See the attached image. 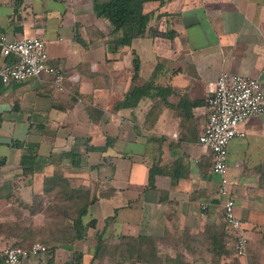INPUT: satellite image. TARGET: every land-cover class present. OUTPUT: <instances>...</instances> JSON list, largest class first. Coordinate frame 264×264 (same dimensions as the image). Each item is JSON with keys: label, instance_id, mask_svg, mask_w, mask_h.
<instances>
[{"label": "crops", "instance_id": "1", "mask_svg": "<svg viewBox=\"0 0 264 264\" xmlns=\"http://www.w3.org/2000/svg\"><path fill=\"white\" fill-rule=\"evenodd\" d=\"M93 5L0 0V33L9 40L42 38L49 63L64 75L62 90L48 75L6 85L0 79V187L41 193L58 154L77 148L86 170L65 175L98 182L87 217L105 236L198 233L221 222L219 177L210 150L198 143L209 114L207 84L222 72L264 81V0L148 2L145 34L128 46L116 44L119 34ZM239 128L244 136L227 148V178L236 214L255 241L264 227V115ZM27 152L44 164L31 175L19 167ZM93 164L99 167L92 171ZM9 206L0 199V211ZM9 243L0 235V253ZM94 245L90 233L19 264H110L90 263Z\"/></svg>", "mask_w": 264, "mask_h": 264}, {"label": "trees", "instance_id": "2", "mask_svg": "<svg viewBox=\"0 0 264 264\" xmlns=\"http://www.w3.org/2000/svg\"><path fill=\"white\" fill-rule=\"evenodd\" d=\"M163 3L164 0H94V11L107 20L111 32L117 35L116 44L128 46L132 40L145 34L150 12H145L148 2ZM138 69L136 68V71ZM2 116L0 114V123ZM17 148L20 142H14ZM87 151L97 152L98 146H88ZM61 165L53 174L43 179L42 192L23 195L21 189L0 187V199H6L9 207L0 211V235L12 245L40 242L53 253L59 245L73 244L94 234L95 245L90 263L110 260V264H261L264 255V227L261 237L248 239L246 256L240 258L234 251L235 236L223 221L205 227L198 233L184 231L181 234H164L160 237L144 235L104 234L96 229V220L88 219L90 205L99 195L98 185L89 183L74 187L64 169L82 166L77 148L58 154ZM5 158L0 156V166ZM44 164L36 160L31 152L20 156L19 167L23 174L31 175ZM64 166V167H63ZM96 169L99 164H93ZM157 171L150 169L148 183L152 184ZM56 210L52 215L51 212ZM28 244V245H29ZM27 246V245H25ZM167 250H164V248ZM188 255H191L190 257ZM2 264V251L0 253Z\"/></svg>", "mask_w": 264, "mask_h": 264}, {"label": "built area", "instance_id": "3", "mask_svg": "<svg viewBox=\"0 0 264 264\" xmlns=\"http://www.w3.org/2000/svg\"><path fill=\"white\" fill-rule=\"evenodd\" d=\"M0 54L4 58L0 65L3 84L48 75L58 90L63 89L64 75L60 68L49 63L42 38L31 36L9 40L0 33ZM207 104L208 119L198 143L211 152V171L219 177L217 193L222 199V219L235 236L233 248L236 255L244 258L248 237L236 214L227 178V148L232 139L244 136L239 128L242 123L252 116L264 115V81L222 72L215 81L207 84ZM205 207V203L201 204V208ZM47 253L48 246L40 242L27 246L8 244L2 249V264H19L30 257H41Z\"/></svg>", "mask_w": 264, "mask_h": 264}, {"label": "rangeland", "instance_id": "4", "mask_svg": "<svg viewBox=\"0 0 264 264\" xmlns=\"http://www.w3.org/2000/svg\"><path fill=\"white\" fill-rule=\"evenodd\" d=\"M28 35H30V34H28ZM55 165L60 166V165H61V161L55 163ZM64 166L67 167V168L64 169V171L67 172L68 170H71V171L75 172V174H83L81 170H86L85 168H82V167H80V166L77 167V168L69 167V166H67L66 164H65ZM64 166H63V167H64ZM87 171H88V170H87ZM92 171H93V169H92ZM79 176H80V175H77V176H76V175H73L74 178L70 180V181L72 182V186L77 187V186H79V185H81V184L89 183V185L93 188V187H95V184L98 185V182L95 181V179H94V180H91V179H89V178L83 179L82 177H79ZM96 178H97V177H96ZM69 179H70V178H69ZM70 184H71V183H70ZM55 211H56V210H53V211L51 212V214L53 215ZM28 244H29V242H28V243H24L23 245L25 246V245H28ZM164 250H167V248L165 247ZM107 261H108V259H107ZM109 261H110V260H109Z\"/></svg>", "mask_w": 264, "mask_h": 264}]
</instances>
